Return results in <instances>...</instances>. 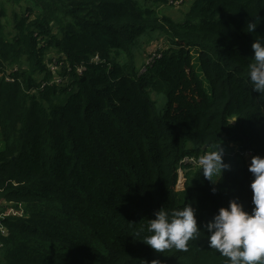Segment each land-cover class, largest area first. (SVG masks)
I'll use <instances>...</instances> for the list:
<instances>
[{
  "label": "trees",
  "instance_id": "1",
  "mask_svg": "<svg viewBox=\"0 0 264 264\" xmlns=\"http://www.w3.org/2000/svg\"><path fill=\"white\" fill-rule=\"evenodd\" d=\"M168 1L34 0L14 35L0 10V203L22 211H0V264H225L206 224L232 199L254 207L235 151L264 156V94L248 77L264 0H191L182 19ZM148 34L165 41L140 64ZM219 143L231 169L213 184L186 164L178 189L182 160ZM187 204L201 226L187 251L142 241L157 210Z\"/></svg>",
  "mask_w": 264,
  "mask_h": 264
},
{
  "label": "clouds",
  "instance_id": "2",
  "mask_svg": "<svg viewBox=\"0 0 264 264\" xmlns=\"http://www.w3.org/2000/svg\"><path fill=\"white\" fill-rule=\"evenodd\" d=\"M257 24L249 21L246 31L254 32ZM252 49L254 56L248 77L252 88L264 94V38H256ZM224 152L222 143L213 144L212 150L199 158L203 177L213 184L217 182L214 177L231 169V164L225 162ZM247 164H250L249 171L254 177L250 185L253 192L252 210H245L237 199H232L206 224L208 247L225 257V264H264V156L253 155ZM212 191H216L215 187ZM200 228L192 204L171 211L161 207L149 220L146 230L150 235H146L142 241L161 253L172 248L187 251L188 242L199 235ZM140 231H144V228Z\"/></svg>",
  "mask_w": 264,
  "mask_h": 264
},
{
  "label": "rangeland",
  "instance_id": "3",
  "mask_svg": "<svg viewBox=\"0 0 264 264\" xmlns=\"http://www.w3.org/2000/svg\"><path fill=\"white\" fill-rule=\"evenodd\" d=\"M33 1L34 0H0V10L2 9L5 11V16L3 18L4 33L5 34H6V31L9 33V35H12V33H13V35L15 34L14 20H13L14 11H16V10L21 11V10L25 9L28 4L34 3ZM190 1L191 0H184L178 6H172V5L165 4V5L161 6L160 10L164 14L170 15V16L174 17L175 19H182L184 16V13L186 11H188V9L190 8V6H189ZM163 37L161 39L156 40V39H154L155 34L153 36L148 34V36H145L142 39L141 46H144V48H146V49H145V54L141 58L140 64L145 63V62L148 63L150 60H152L151 57L154 54V52H156V50L159 49L164 44L165 39ZM160 40H162L163 42ZM155 98H157L159 101H161L163 99L161 94H156V93H155ZM165 99H166V95H165ZM164 103L165 102L160 103L159 106L164 107ZM2 147H3V142H1V139H0V149ZM225 149L230 150L228 145L225 147ZM178 185L180 188L178 186L177 187L179 189H181L182 182L178 183ZM0 205H3V208L0 207V211L5 210V212L9 208L12 207L11 203H7L4 200H1ZM7 207H8V209L6 210ZM13 211H17V209L13 207Z\"/></svg>",
  "mask_w": 264,
  "mask_h": 264
},
{
  "label": "built area",
  "instance_id": "4",
  "mask_svg": "<svg viewBox=\"0 0 264 264\" xmlns=\"http://www.w3.org/2000/svg\"><path fill=\"white\" fill-rule=\"evenodd\" d=\"M182 3V0H169L168 4L169 5H173V6H178ZM54 57L49 61V68L52 70V73L54 75L53 81L56 83H61L62 82V76L60 74H58V70L59 68L62 66L61 62H57L53 60ZM235 152L239 153V155L242 157L243 154H245L244 157H242L245 161L247 162H251V158L254 155V152L252 150H244V151H239V149H237ZM204 155V154H203ZM201 156L198 157H185L182 160V164L181 166L178 168V173H179V183L184 182V173L186 171V168L184 167V165L186 164H190L193 167H198L199 165V158ZM22 215V211L21 210H17V211H13V207L9 208L5 214L3 215ZM0 234L6 235L7 234V229L4 225L0 226ZM1 246V244H0Z\"/></svg>",
  "mask_w": 264,
  "mask_h": 264
},
{
  "label": "water",
  "instance_id": "5",
  "mask_svg": "<svg viewBox=\"0 0 264 264\" xmlns=\"http://www.w3.org/2000/svg\"><path fill=\"white\" fill-rule=\"evenodd\" d=\"M204 149L206 148V146L203 147Z\"/></svg>",
  "mask_w": 264,
  "mask_h": 264
}]
</instances>
